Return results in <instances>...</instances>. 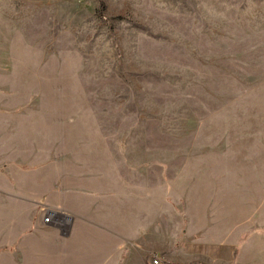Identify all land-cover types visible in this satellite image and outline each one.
Here are the masks:
<instances>
[{"label": "rangeland", "instance_id": "rangeland-1", "mask_svg": "<svg viewBox=\"0 0 264 264\" xmlns=\"http://www.w3.org/2000/svg\"><path fill=\"white\" fill-rule=\"evenodd\" d=\"M47 178L147 264H264V0H0V264H56L12 198Z\"/></svg>", "mask_w": 264, "mask_h": 264}, {"label": "crops", "instance_id": "crops-1", "mask_svg": "<svg viewBox=\"0 0 264 264\" xmlns=\"http://www.w3.org/2000/svg\"><path fill=\"white\" fill-rule=\"evenodd\" d=\"M61 189L55 179L47 178L34 192L24 190L22 195H12L13 200L25 205V209H29L28 202L36 201L45 208L63 212L58 230L43 225L40 218L34 221L24 237L27 254L36 258L38 250V257L48 261L55 259L56 264H147L145 254L148 250L144 238L137 233L136 221H128L125 198L121 197L119 211L112 216L103 204L87 199L76 206L58 201L56 195ZM127 224L130 229H126ZM60 230L65 235H61ZM171 258L172 264H187V259Z\"/></svg>", "mask_w": 264, "mask_h": 264}, {"label": "built area", "instance_id": "built-area-1", "mask_svg": "<svg viewBox=\"0 0 264 264\" xmlns=\"http://www.w3.org/2000/svg\"><path fill=\"white\" fill-rule=\"evenodd\" d=\"M66 218L68 219L67 216ZM59 221H63V217L60 215L58 210L52 208H45L42 210L40 222L43 225L59 228ZM149 264H167V262L158 255H153L149 260Z\"/></svg>", "mask_w": 264, "mask_h": 264}, {"label": "water", "instance_id": "water-1", "mask_svg": "<svg viewBox=\"0 0 264 264\" xmlns=\"http://www.w3.org/2000/svg\"><path fill=\"white\" fill-rule=\"evenodd\" d=\"M60 233H61V235H65V232H64V231H61V230H60Z\"/></svg>", "mask_w": 264, "mask_h": 264}]
</instances>
